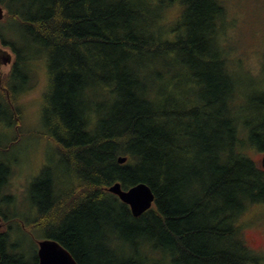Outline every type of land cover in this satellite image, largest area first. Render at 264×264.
<instances>
[{"label":"trees","instance_id":"trees-1","mask_svg":"<svg viewBox=\"0 0 264 264\" xmlns=\"http://www.w3.org/2000/svg\"><path fill=\"white\" fill-rule=\"evenodd\" d=\"M0 6L21 32L18 40L0 33L14 56L0 72V264H38L43 239L76 264H264L241 235L244 215L264 212V171L249 156L264 153V90L238 102L222 0ZM38 62L43 118L56 119L51 133L62 135L48 139L69 175L62 188L51 170L36 178L23 213L4 190ZM115 183L147 185L154 204L133 217L107 191Z\"/></svg>","mask_w":264,"mask_h":264},{"label":"rangeland","instance_id":"rangeland-1","mask_svg":"<svg viewBox=\"0 0 264 264\" xmlns=\"http://www.w3.org/2000/svg\"><path fill=\"white\" fill-rule=\"evenodd\" d=\"M222 2L226 9L222 34L223 46L225 48L228 46L233 71L241 79L237 99L238 102L244 103L247 90H264V0H222ZM167 16L169 19L173 18L175 9L168 10ZM18 31L7 24L6 20H0V33L5 39L13 37L20 39L21 32ZM5 50L9 52L8 49ZM7 71L8 66L0 64V72ZM28 81V89L21 98L24 111L21 138L13 152L15 158L11 160L10 176L4 190L6 195L14 198L18 210L23 213L27 211L29 185L36 178L44 177L46 171L51 170L53 175H56L57 187L62 188L64 179L69 175L65 170L64 158L56 154L48 139L54 134L62 136L61 133H51L52 129L53 132L58 130L59 123L56 119L47 122L43 118V97L47 87L46 67L43 63L38 62L33 67V75ZM249 156L259 163L261 154L250 151ZM77 182V177L74 175L72 183ZM242 221V238L253 252L264 257L262 208L252 207ZM1 230L5 231L6 227L2 226ZM24 243L31 250L34 249L28 238H24Z\"/></svg>","mask_w":264,"mask_h":264},{"label":"water","instance_id":"water-1","mask_svg":"<svg viewBox=\"0 0 264 264\" xmlns=\"http://www.w3.org/2000/svg\"><path fill=\"white\" fill-rule=\"evenodd\" d=\"M4 11L0 6V20L3 19ZM13 54L0 47V64L8 66L13 60ZM126 158L120 157L117 163L122 165ZM259 166L264 171V153L261 155ZM107 191L116 196L119 201L128 206L133 217H139L148 211L154 204V194L151 189L139 183L126 190L121 188L120 183H115L107 188ZM1 222V218H0ZM38 264H76L75 260L59 243L52 239H43L37 242Z\"/></svg>","mask_w":264,"mask_h":264}]
</instances>
